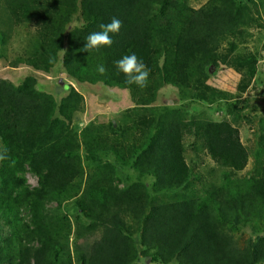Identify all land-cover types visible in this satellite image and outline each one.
<instances>
[{
	"label": "trees",
	"instance_id": "16d2710c",
	"mask_svg": "<svg viewBox=\"0 0 264 264\" xmlns=\"http://www.w3.org/2000/svg\"><path fill=\"white\" fill-rule=\"evenodd\" d=\"M3 2L15 25L27 20V10H18L23 0ZM35 5L31 19L42 17L41 10L47 15L46 23L38 19L42 47L13 67L24 64L47 72L65 47L60 61L67 77L80 84L129 89L136 106L148 105L164 86L201 98L190 89L195 75L188 67L196 66L191 70L201 75L207 67H218L222 39L239 33L250 21L246 7L235 0H208L198 10L179 0H35ZM77 7L83 26L70 30ZM113 17L122 27L112 35L111 47L81 51L87 35ZM133 53L150 70L144 88L125 84L114 64ZM98 65L105 66L103 75ZM64 88L69 94L57 105L35 90L31 80L18 87L0 80V147L9 156L0 162V264H73L70 221L54 219L45 209L47 201L66 200H75L82 217L92 222L78 233L77 220V237L103 226L88 259L80 256L83 264H133L137 253L131 223L139 230L144 261L264 264V135L255 153L254 174L239 178L236 174L245 169L248 153L234 124L184 122L179 111L165 109L159 115L125 113L118 123L90 124L78 135L70 125L83 100L71 86ZM186 135L198 140L221 169L219 184L208 183L188 164ZM80 148L90 159L115 157L121 166L153 180L152 195H175V200L152 203L142 184L112 192L113 167L105 164L85 173ZM28 171L37 177L35 188L27 185ZM252 219L261 236L244 248L232 247L222 228Z\"/></svg>",
	"mask_w": 264,
	"mask_h": 264
},
{
	"label": "rangeland",
	"instance_id": "374dc122",
	"mask_svg": "<svg viewBox=\"0 0 264 264\" xmlns=\"http://www.w3.org/2000/svg\"><path fill=\"white\" fill-rule=\"evenodd\" d=\"M25 3L19 4L18 10L25 9L28 14L26 19L22 18V23L18 26L14 24L8 9L3 0H0V80L18 87L26 80H31L34 89L40 93L51 96L57 105L69 94L65 86H71L75 92L82 97L81 109L74 114L71 123L73 132L80 135L81 131L88 125L96 127L109 125L112 122L118 123L125 113L161 114L163 110L179 111L182 121H228L234 124L239 130L240 139L248 153V162L243 171L236 174L239 178L254 174L255 153L264 135V0H235L245 6L246 15L250 18L248 26L234 36L223 38L221 46L217 50L219 56L216 57L218 67H207L203 70V75L196 66L188 67V72L195 75V81L190 85L194 94L201 98H189L187 94L177 91L171 86H164L157 91L154 100L148 105H134L132 93L129 89H119L109 87L102 83L80 84L66 76V72L61 66L63 52L58 54V60L53 68L45 72L37 70L24 64H14L19 59L26 60L35 52L41 49L38 38L40 24L38 19L47 22L44 16L45 10H39L42 17L31 19V13L37 10L35 0H23ZM188 7L198 10L205 6L208 0H179ZM78 7L72 17L69 29L81 28V21ZM216 52V53H217ZM197 64L201 60H196ZM161 66V62L159 64ZM187 74V72H186ZM209 88V90L207 89ZM135 97V96H134ZM141 95L136 96L139 100ZM248 100L246 105L237 104L243 100ZM136 104V102H135ZM235 109H238L235 114ZM146 111V112H145ZM163 114V113H162ZM58 116V114H55ZM196 143L194 137L187 136L184 140L186 146L185 158L189 165H193L208 183L219 184L221 169L211 162L207 152L202 149L201 143L192 150L190 143ZM79 156L84 168V172L95 171L99 166L109 165L115 170L112 179L111 191L120 193L127 191L135 184L145 185L148 189L152 203L170 202L175 200V195L163 196L152 195L151 187L153 180L140 177L132 171L130 167H124L117 163L115 157L111 155H101L95 159L87 157L85 151L80 148ZM86 175L83 176L81 190ZM27 185L30 188L37 187V177L29 171L24 175ZM113 189V190H112ZM75 200H66L60 203L46 202L47 214L54 219H68L71 223L72 232L70 235V251L73 264H83L81 255L88 259L91 245L99 240L103 233V226L97 225L86 234L77 237L76 222L80 221L83 232L85 228L91 227L92 222L82 217L75 206ZM28 221V220H27ZM129 221V220H128ZM133 230L134 248L137 257L133 264H162L159 260L148 258L142 259L143 248L140 243V233L136 224L131 223ZM223 232L232 247L244 248L248 241H254L261 236L258 232L256 221L246 220L238 225L230 224L223 228ZM6 232H2L4 235ZM169 264H177L173 261Z\"/></svg>",
	"mask_w": 264,
	"mask_h": 264
},
{
	"label": "clouds",
	"instance_id": "9594fccd",
	"mask_svg": "<svg viewBox=\"0 0 264 264\" xmlns=\"http://www.w3.org/2000/svg\"><path fill=\"white\" fill-rule=\"evenodd\" d=\"M122 27V21L113 17L107 24H101L100 30L91 32L87 35L84 47L81 51L89 52L91 50H99L103 47H111L113 44L112 35L118 34ZM63 52V51H62ZM117 72L125 77V84L135 85L139 88H144L148 84L150 70L144 61L133 53L124 55L119 60L114 62ZM97 72L103 75L106 72L104 65H98ZM8 151L6 148L0 147V162L8 160Z\"/></svg>",
	"mask_w": 264,
	"mask_h": 264
}]
</instances>
